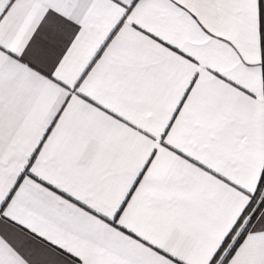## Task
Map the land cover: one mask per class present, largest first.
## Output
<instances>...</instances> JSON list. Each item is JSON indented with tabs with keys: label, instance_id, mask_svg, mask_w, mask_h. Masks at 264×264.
I'll return each instance as SVG.
<instances>
[{
	"label": "snow or ice",
	"instance_id": "snow-or-ice-1",
	"mask_svg": "<svg viewBox=\"0 0 264 264\" xmlns=\"http://www.w3.org/2000/svg\"><path fill=\"white\" fill-rule=\"evenodd\" d=\"M0 264H264V0H0Z\"/></svg>",
	"mask_w": 264,
	"mask_h": 264
}]
</instances>
